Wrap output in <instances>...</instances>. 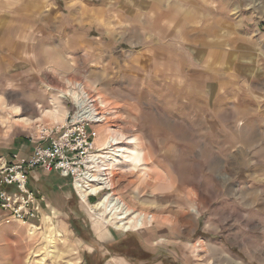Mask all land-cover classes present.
Listing matches in <instances>:
<instances>
[{
  "label": "rangeland",
  "instance_id": "rangeland-1",
  "mask_svg": "<svg viewBox=\"0 0 264 264\" xmlns=\"http://www.w3.org/2000/svg\"><path fill=\"white\" fill-rule=\"evenodd\" d=\"M79 85L111 112L99 146L144 157L111 199L155 220L116 230L105 196L33 171L43 216L0 206V264H264V0H0V157L45 142Z\"/></svg>",
  "mask_w": 264,
  "mask_h": 264
},
{
  "label": "built area",
  "instance_id": "built-area-1",
  "mask_svg": "<svg viewBox=\"0 0 264 264\" xmlns=\"http://www.w3.org/2000/svg\"><path fill=\"white\" fill-rule=\"evenodd\" d=\"M72 90L73 96L78 94L79 100L66 121L50 130L45 142L31 155L15 153L10 160L0 157V206L18 222L27 224L40 220L43 204L47 203L28 187L29 173L33 171L58 173L61 178L69 179L79 198V191L85 194L80 200L86 204L91 199L98 202L106 195L113 197L114 154L109 149H98L99 135L92 128L103 125L111 112L96 97ZM5 186H11L14 191L4 189ZM111 209L105 211L108 213Z\"/></svg>",
  "mask_w": 264,
  "mask_h": 264
},
{
  "label": "bare ground",
  "instance_id": "bare-ground-1",
  "mask_svg": "<svg viewBox=\"0 0 264 264\" xmlns=\"http://www.w3.org/2000/svg\"><path fill=\"white\" fill-rule=\"evenodd\" d=\"M77 90L79 93H80V91L84 92L82 90V86H80V85L77 86ZM72 91H70V92L72 93ZM76 96H78V94L74 95L75 102H77L79 100V97H76ZM123 139H124L123 136L114 135V136L110 137V139L108 140V142L106 144L102 145L101 147L98 146V149L100 151L102 148L111 150L112 154H114L113 158H114L115 163L118 162L119 158H122V159L124 158V159H126L127 162L134 163L135 166L137 164H140L142 162V160H144L143 155L139 152L133 151V149H131L129 147H123V144H125V140H123ZM126 144L137 146L138 140L136 138H131ZM110 147L111 148L114 147V148L110 149ZM117 170H118V168H117ZM78 194H79L81 199L85 198V194H83L81 191H79ZM107 202L109 203L108 205L106 204ZM103 207H106L105 209H108L109 207L112 208L109 211V213L112 215L111 220H115L113 222L115 229L116 230H123L125 233L132 231L134 224H136V227H137L136 231H138L140 229H143L144 224L147 221L153 222L155 220L153 215L151 216L148 214L146 215L144 213H136L134 210H131L122 200H120L118 198H112L111 199L109 195L105 196L96 205L95 208L96 209H103ZM130 217H132V218H130Z\"/></svg>",
  "mask_w": 264,
  "mask_h": 264
},
{
  "label": "trees",
  "instance_id": "trees-1",
  "mask_svg": "<svg viewBox=\"0 0 264 264\" xmlns=\"http://www.w3.org/2000/svg\"><path fill=\"white\" fill-rule=\"evenodd\" d=\"M4 189H6V190H10L11 192L14 191V188H12L11 186H5ZM39 198H41V197H39ZM91 200H92V199H91ZM91 200H90V201H91ZM91 202L93 203V202H95V200H94V201L92 200ZM43 207H44V204H43Z\"/></svg>",
  "mask_w": 264,
  "mask_h": 264
},
{
  "label": "crops",
  "instance_id": "crops-1",
  "mask_svg": "<svg viewBox=\"0 0 264 264\" xmlns=\"http://www.w3.org/2000/svg\"><path fill=\"white\" fill-rule=\"evenodd\" d=\"M96 143H97V145L99 146V143H98V142H96ZM33 152H34V150H33ZM33 152H32V153H33ZM32 153H31V154H32ZM31 154H30V155H31ZM12 155H13V154H12ZM10 157H11V156H10ZM10 157L8 158L9 160H10Z\"/></svg>",
  "mask_w": 264,
  "mask_h": 264
}]
</instances>
